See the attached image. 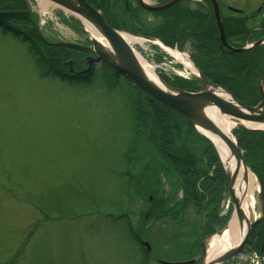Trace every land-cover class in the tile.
<instances>
[{
  "label": "rangeland",
  "instance_id": "1",
  "mask_svg": "<svg viewBox=\"0 0 264 264\" xmlns=\"http://www.w3.org/2000/svg\"><path fill=\"white\" fill-rule=\"evenodd\" d=\"M41 1L0 0V12L29 10L37 26L31 29L38 35L31 52L28 40L25 42L22 36L5 32L8 26L0 27V264H143L144 261L158 264L153 259L183 260L197 255L202 246L199 240H203L206 254L199 253L197 264L203 257L207 260L212 238L222 236L235 215L234 207L229 210L230 190L222 192L219 204L227 216L226 224L211 228L207 219L201 217L199 207L202 198L204 202L202 189L207 181H201L198 188L184 185L179 170L168 160L172 156L168 152H175L174 147H185L195 154L198 172L211 171V176L214 165H208L207 159L202 158L211 141L195 131L193 124L182 115L175 117L177 120L166 132V139L162 133L163 110L159 111L156 103H150V97L126 76L117 75L104 62L82 74L88 66L89 54L69 48L62 55L55 53L51 43L90 45L92 35L77 16L53 4L43 7ZM143 1L156 5L165 0ZM263 1L219 0L221 15L228 13L226 4L234 2L250 14ZM103 2L107 4L108 10H103L110 22L134 37H155L153 34L162 23L174 25V14L194 11L195 18L185 19L179 25L182 32H187L186 26L193 30L195 23L210 24L204 15L212 13L209 7L202 8L203 0H182L176 8L159 13L142 12L143 8L136 7L140 11L137 18L131 15L132 9L124 6L111 10L116 0ZM256 17L251 26L263 19L262 14ZM22 25L27 24L19 19L10 27L28 31ZM185 41L173 46L162 42V45L183 57L189 56L196 70L201 71L200 66L208 68L211 58L206 57L204 61V56L195 52L193 39ZM250 44L247 42L246 46ZM133 49L154 68L156 77L171 88L180 90L163 79L173 85L178 80H193L197 84L194 74L181 70L184 64L158 43L134 44ZM46 52L62 61V74L72 79L56 77L50 73L52 70L44 72L36 60ZM214 55L217 57L212 65L218 67L220 78L224 74L233 78L232 85L240 95L246 101L256 99L258 104V84L264 74L256 76L257 80L251 79L250 85L243 81L245 75L243 80L240 74L227 75L228 65L224 63L226 60L220 61L223 56L220 48ZM69 61L76 72L69 70ZM252 61L259 62L260 69L264 70V44L254 51ZM197 86V90L188 92L198 91ZM237 127L241 126L235 125L231 130L235 139ZM249 138L257 142L261 137ZM165 147L169 148L168 152ZM243 155L245 160L244 152ZM217 157L222 163L218 154ZM134 162L138 165L132 167ZM250 162L257 164L254 158ZM246 166L255 175L261 191L258 175L251 164ZM258 191L257 218L261 215ZM191 196L198 202H193ZM207 211L211 208L207 207ZM161 216L163 220L156 223ZM135 231L142 241L149 243L150 252L133 237ZM249 248L248 245L246 253L230 264H264L262 253L257 250L260 262H255L248 253Z\"/></svg>",
  "mask_w": 264,
  "mask_h": 264
},
{
  "label": "water",
  "instance_id": "2",
  "mask_svg": "<svg viewBox=\"0 0 264 264\" xmlns=\"http://www.w3.org/2000/svg\"><path fill=\"white\" fill-rule=\"evenodd\" d=\"M52 3L66 9L67 11L75 14L81 20L85 21L89 26L96 30L97 34L103 39L107 44L105 47L101 42L95 39L93 36L90 38L91 44L89 46L81 45L77 43L61 42L54 44L55 46H61L64 48L74 49L83 53L93 54L94 57L89 56L87 58V68L80 73H89L92 66L99 63H106L113 70H115L117 75L126 76L133 84L138 86L143 92L162 103L164 106L174 110L175 112L181 114L183 117L188 119L190 123L196 128V130L203 136L208 138L216 149L217 154L220 156L215 143L206 134L200 131V128L217 136L222 139L228 149L230 157H236L237 163L242 164L244 169L247 171L249 168L246 166L243 153L239 147L237 139L232 135V139H229L222 131L205 115V109L210 107L216 109L220 114L225 115L229 119L234 120L237 125H241L244 128L250 130L264 131V76L260 77L259 81V92L261 100L255 106H248L241 101H239L229 90L220 85H215L198 70L197 74L194 75L196 83L199 85L200 90L194 92L180 91L171 88L170 86L163 83L158 79V82L151 80L143 70L140 62L136 57V53L133 51L131 46L122 36L123 33L120 30H116L111 27L102 17L101 13L91 6L85 0H49ZM181 0H170L165 4L152 6L145 4L142 0H138L140 6L148 11H163L172 7L174 4ZM212 5L213 16L219 31L221 46H225L234 52H244L249 48H233L229 45L225 39L223 24L220 16L219 7L216 0H209ZM28 12L22 11H2L0 12V25H7L11 22L17 21L19 19L28 18ZM128 33V32H126ZM142 37V36H140ZM146 39L156 41L151 37H144ZM264 42V39L259 40L252 44L250 47L260 45ZM69 65L72 64L71 61L68 62ZM73 72V69L71 68ZM215 91H223L229 97L228 100L222 99ZM240 121L251 123L254 125H259L262 128H250ZM225 172L227 174L230 193L234 201V212L237 217L238 225L242 227L245 216L243 214L242 204L237 200L235 194L233 193L232 186L235 180V172L230 173L227 167L222 162ZM258 202L261 206V215L251 221H246V228L243 235L237 245L230 250L226 251L221 257L214 260H206L203 257L200 264H215L221 263L230 259L231 257L238 254L245 246L247 239L256 223L260 221L263 216V202L261 191H258ZM145 246L150 250L148 243ZM206 251L204 248L203 255L205 256ZM209 261V262H208ZM165 264H190L191 261L185 262H163Z\"/></svg>",
  "mask_w": 264,
  "mask_h": 264
},
{
  "label": "trees",
  "instance_id": "3",
  "mask_svg": "<svg viewBox=\"0 0 264 264\" xmlns=\"http://www.w3.org/2000/svg\"><path fill=\"white\" fill-rule=\"evenodd\" d=\"M165 1H167V0H165ZM206 2H207V0H206ZM179 3H181V2H179ZM179 3L175 4L173 7L169 8L167 10L169 11V10L176 8V6ZM167 10H165V11H167ZM191 12L192 13L182 12L180 15L178 14V16H177V14H174L173 18L176 21L174 23V25L173 26L168 25V22L162 23L161 26L158 28V30H156L155 34H153V35L155 37L161 36L160 40L169 46H173L176 42L179 43V39L183 35L185 36L186 39H193V42H194L193 45L195 48V52L196 53L200 52V54L202 56H204L205 59H206V57L211 58V61H209L210 63L207 66L208 68H203L202 66H200L201 71L205 74V76H207V78L212 83L221 85V86L225 87L226 89H228L229 91H231L235 96H238L239 100H241V101L244 100L243 102L245 103L246 98H243V96L240 95V92L238 91L236 86L232 85V83L235 80L231 77L225 76V74H224L223 78H220L221 74H220L218 67H216L215 65H212L215 62L214 59L217 57L216 55H214V53L216 52V50H219V40L217 37V28L215 26L212 14L207 13L208 18H207V16L204 15V20L209 19L210 24L206 25V22L202 21L199 23V25H197L195 23L193 30H191L190 26H186L184 28L185 30H188L187 32H182L183 30H181V27L179 29V25L182 26L181 23L183 20L190 19V17L195 18L194 11H191ZM186 16L189 18H185ZM105 18H107L106 19L107 22L113 28H116V29L119 28L115 24L111 23L110 20L108 19V17L105 16ZM228 21L229 20H227L225 17H223L224 26H225V24H227ZM5 32H11L14 34V36H17V37L22 36L25 42H27V40L30 42V46H32L31 52L34 51L35 37H37L38 35L35 32H33L32 29L31 30L29 29L28 31H24V30L22 31V30L15 28V29H7ZM194 32H198V33H194ZM191 34H193L192 37L190 36ZM183 41H182V43H183ZM182 43L180 42V44H182ZM253 50L256 52L258 49L255 48ZM54 51H55V53H58L60 55H62L65 52L62 49H54ZM254 51H252L251 53H248L247 56H245L243 54H234V53H231L230 56H225L223 54L224 57L222 56V59H220V61L226 60L224 63H225V65H228V66H226L228 68V72H227L228 74L227 75H236L237 76L238 74H240L242 76V80L246 78L243 81H246L251 85L252 84V81H251L252 77L245 75V78H243V73L241 72L242 70H240V68L242 67L243 63L245 64L246 67H247V65H249L248 69L252 68V65L255 64L252 61V56H253ZM53 56L54 55H50L49 52H46V54L42 53V57H39L36 60L37 64L40 65L41 68H43L44 72H46V73L50 72L52 70L50 73L52 75H55L56 77H59L63 80L72 79L68 75L62 74L63 73L62 61L59 60V58L56 59ZM194 56H196V55H194ZM192 57H193V55H192ZM203 60H202V62H203ZM204 61H207V59ZM224 63H222L223 66H225ZM210 65H212V66H210ZM59 68H61V69H59ZM254 69L256 70V68H254ZM50 73H48V74H50ZM250 75H251V73H250ZM90 76L91 75L88 76V79ZM252 76L256 77L257 75H252ZM78 81H81V80H79V78H78ZM163 81L166 82L167 84L175 87V88L177 87L180 90L191 91L193 89L197 90V88H198L197 84H195L192 81L188 82V81L184 80L182 82H179V80H178L177 85H173L172 83H169V81H166L164 79H163ZM87 82H89V80H87L86 83ZM143 94H145V93H143ZM246 95H247V93H246ZM149 97L150 96L147 95V98H149ZM149 99H150V103H154V104L156 103L159 111L163 110V114H161L162 126H163V132L162 133L166 136V139H167L168 135L166 132L168 131V129H170V128L172 129L171 125H173L174 121L177 120L175 117H177V116L181 117V115L176 113L175 111L165 107L164 105L155 101L151 97ZM255 100L256 99H249V101H247L246 104L247 105H253V104H255ZM151 112H152V110H151ZM178 131H180V129H178ZM234 134L237 137V140H238V143H239L241 149L244 151L246 163L251 164L250 167H252V169L255 171V173L259 177L260 184H261L262 202H263V207H264V132L252 131V130L244 129L243 127H240V128L237 127L235 129ZM250 136H259L261 138L259 140H256L257 142H253L252 140H250V138H249ZM260 141H261V143H260ZM167 144H170V143L167 142ZM167 146L170 147L171 145H167ZM174 148H175L174 149L175 152H172V150L170 152H168L169 148H167V147H165V150L168 153H172V156L170 155L168 160H169L170 164H172L173 167H175L177 170H179V175H181V178L183 179L184 185H187V186L189 185V186H191V188H198L202 178H205L207 183H204L205 187L202 190L206 191L205 193H208V194H210V190H211L213 197L209 201V202H211V204L209 205V207L211 208V211L207 216V223L210 225L211 228H213L215 226H219V227L224 226L226 224V221H227V216L226 217L225 216H219L218 213H219V204H220V199L222 197V192L228 191V181H227L223 166L219 162V159L217 157V153L215 151L214 146L211 143H209L208 146L206 147V149L203 151L204 153H202V158L205 160L207 159L206 161H208V165L209 164L212 166L214 165L215 170L213 172V176H210L211 171H205L203 173L198 172L199 169L197 166V161L195 159V157H196L195 154H191L185 147H181V148L180 147H178V148L174 147ZM251 158H254L255 160H257V164L256 163L252 164L250 162ZM209 170H211V167ZM218 186H219V188H217ZM217 189H218V191H216ZM199 207H200V205H199ZM255 229H257L256 233L254 231ZM254 230L252 233L253 237L251 238V240L255 239L257 242V239H258V243L256 245V242L255 243L250 242L251 244H253L250 246H252V249H256L261 253L260 244L262 243V241H264V216H263V219L260 221V223L255 226ZM254 233H255V235H254ZM262 254L264 255V252Z\"/></svg>",
  "mask_w": 264,
  "mask_h": 264
},
{
  "label": "bare ground",
  "instance_id": "4",
  "mask_svg": "<svg viewBox=\"0 0 264 264\" xmlns=\"http://www.w3.org/2000/svg\"><path fill=\"white\" fill-rule=\"evenodd\" d=\"M43 7H49L52 3L47 2L45 0L41 1ZM87 30L91 32V35L97 39L99 42H101L105 47H107V44L103 41V39L100 37L99 34H97L96 30L93 29L91 26H89L87 23H85ZM124 39L127 41V43L132 44L133 42H138L137 38H134L133 36L127 35L125 33L122 34ZM141 41V40H140ZM171 51V50H170ZM136 53V52H135ZM171 55H173L176 59L183 62L185 64V68L189 70L192 73H196L194 66L187 62V60L183 57V55L179 54L176 51H171ZM136 57L138 61L140 62L143 70L145 71L146 75L153 81L158 82V78L156 77L154 73V68L150 66L139 54L136 53ZM217 96H219L222 99L228 100L229 97L226 93L223 91H215ZM205 115L210 119L221 131L224 135H226L229 139H232V128L237 125V123L226 117L225 115L220 114L216 109H212L210 107H207L205 109ZM241 123L245 124L247 127L250 128H262L259 125H254L251 123H246L243 121H240ZM200 131L207 136L215 143V146L217 147V150L220 153V157L224 165L227 167V170L230 173L235 172V180L232 186L233 193L235 194L237 200L241 202L243 214L245 216V221L240 227L238 225L237 217L234 215L229 227L225 230V232L222 234V236H215L212 238V244L210 245V248L207 252V260H214L221 257L226 251L230 250L231 248L235 247L237 243L240 241L243 232L246 228V221L254 220L256 217V205H257V199H256V193L259 189L257 180L255 176L251 173L250 170H245L242 164L237 163L236 157H230L229 155V149L226 145V143L218 138L215 135H212L211 133L203 130L200 128ZM218 264V263H215Z\"/></svg>",
  "mask_w": 264,
  "mask_h": 264
},
{
  "label": "flooded vegetation",
  "instance_id": "5",
  "mask_svg": "<svg viewBox=\"0 0 264 264\" xmlns=\"http://www.w3.org/2000/svg\"><path fill=\"white\" fill-rule=\"evenodd\" d=\"M88 3H90L91 5H93L95 8H97V9H99L101 12H102V14H103V16H104V18H105V14H104V10L103 9H105V10H108L107 9V4L106 3H104L103 2V0H94V1H92V0H86ZM105 1H112V0H105ZM218 2H219V0H217ZM205 3H207V2H205ZM113 4H115V2H113ZM123 6H124V8L125 9H127V10H131L132 9V12H131V15L132 16H134V15H136L135 17H137L138 18V14L140 13V11H138L139 9H137V8H139L140 6H139V4H138V0H120V4H118V0H116V4L114 5V8H113V6L111 5V10H116V9H118V10H120L121 8L123 9ZM219 6H220V4H219ZM137 7V8H136ZM225 7H226V10L228 11V13H226V14H224V16L223 17H225L227 20H229L228 22H227V24H225V26H224V23H223V30H224V35H225V39H226V41H227V43L228 44H230L231 46H233V47H235V48H245V47H248L249 49H247V51L246 52H242V53H237V52H233V51H231L229 48H227V47H225V46H222L221 47V49H223V51H222V53L225 55V56H230V54L231 53H234V54H243V55H245V56H247L248 55V53H251L252 51H254L253 49H255V48H257V49H259V47L261 48V46H257V47H249V45L248 46H246L247 45V42H249V43H254V42H257V41H259V40H261V39H263L264 38V2H262V4L260 5V6H257V7H255V9H254V12H252V13H250V14H246L245 13V10H241V9H239L235 4H234V2H232V4H226L225 5ZM141 8V7H140ZM203 8V7H202ZM124 9V10H125ZM110 10V11H111ZM220 10H221V7H220ZM142 12H144V11H146V10H144V9H142L141 10ZM261 11V13L259 14V12ZM146 12H148V11H146ZM223 12V11H222ZM262 14V17H263V19L261 20L260 19V22L258 23V24H256V25H254V26H251V21L252 20H254L255 18H257L256 17V15L258 16V15H261ZM116 15L118 16V14H114V16L116 17ZM131 16V17H132ZM241 17V18H240ZM229 18V19H228ZM105 19H107V18H105ZM231 19V20H230ZM24 21L26 22V24L27 25H22V26H24V27H28V30L30 29L31 30V28H34V29H36L37 28V26L36 25H34V22H33V20L31 19V14L28 16V18L27 19H24ZM20 23V22H19ZM112 23V22H111ZM21 26V27H22ZM10 29H14L13 28V26H8ZM8 28V29H9ZM192 33V32H191ZM194 33H198V32H194ZM193 33V34H194ZM39 34V33H38ZM193 34H191L190 36L192 37V35ZM159 39H161V36H157ZM185 36L183 35L182 37H180V39H179V44H180V42L182 43V41L183 42H185ZM55 43H58V42H55ZM55 43H51L52 45V47L54 48V49H63V48H61V47H57V46H55L54 44ZM177 43V42H176ZM63 50H65V51H69V50H67V49H63ZM255 64L254 65H252V68H250V69H248L249 68V65H247V67L245 66V64L243 63V65H242V67L240 68V70H242L241 72L243 73V75H246V76H249V77H252V79L253 80H257L258 78H259V76L261 75V74H264V70H262V69H260V65H259V62H254ZM256 63H258V65L256 64ZM74 65V64H73ZM71 68H73V67H71V65H69V70H71ZM254 68H256V70L254 69ZM75 70V69H74ZM77 70H75L74 72H76ZM250 73H251V75H250ZM252 75H257L258 76V78L256 79L254 76H252ZM257 85V84H256ZM237 98H238V96H236ZM239 99V98H238ZM260 100V98H258V101ZM244 101V100H243ZM247 102V101H246ZM257 102H255V104H256ZM136 165H138V163H133L132 164V167H135ZM211 176H213V174H211ZM203 180H205V178H202V180L201 181H203ZM217 188H219V186L217 187ZM133 191H134V193H133V195L136 193V191L133 189ZM216 191H218V189L216 190ZM215 192V191H214ZM213 192V193H214ZM202 193H205L204 191H202ZM205 195H207V196H205ZM204 202H202L203 201V198H202V201H200V211H201V213H200V215H201V217L203 216V217H205V219H207L206 217L208 216V214L210 213V211L208 212L207 211V207H209V205L211 204V202H209L210 200H211V198L213 197L212 196V193H211V190H210V194H208V193H205L204 195ZM193 202H195V203H197L198 201L196 200V198H194V197H189ZM151 200V199H150ZM150 215H152L151 213H150ZM146 216H148V214L146 215ZM164 216H161V218L159 219V220H157V221H155L156 223H158L159 224V222H161V220H163L162 218H163ZM165 224L164 225H168V222H164ZM169 224H173L172 222H170ZM254 230V229H253ZM135 233H136V235H133V237L134 238H136L138 241H140L141 242V237H140V235L135 231ZM252 233H253V231H252ZM250 234V236H249V238L247 239V242H246V244H245V246L247 247L248 245L250 246V245H253V244H251V243H255L256 242V240L255 239H252L251 240V238L253 237V234ZM209 235V234H208ZM207 235H205L204 236V238H207L206 237ZM200 241V244H202V246H200V252L202 253V255H203V251H204V244H203V240H199ZM251 242V243H250ZM257 243H258V239H257V242H256V245H257ZM262 243H263V241H262ZM262 243L260 244V250H261V246H262ZM263 247H264V243H263ZM245 249V248H244ZM248 250H252V246H250V248L248 249ZM199 252V253H200ZM199 253L197 254V255H194V256H191V258H189V259H183V260H167V259H162L161 258V260L160 259H153V261H155L156 263H158V264H165V263H163V262H165V261H167V262H175V261H186V260H191L192 262H191V264H197V258L199 257ZM200 253V254H201ZM260 253V252H259ZM261 253H263V250H261ZM254 254H256V256L258 255L257 254V250L256 249H254ZM263 255V254H262ZM201 256V255H200ZM258 256H260V255H258ZM264 256V255H263ZM259 258V257H258ZM260 262V261H259ZM258 262V263H259ZM148 262H146V264H147ZM259 264H261V262L259 263Z\"/></svg>",
  "mask_w": 264,
  "mask_h": 264
}]
</instances>
